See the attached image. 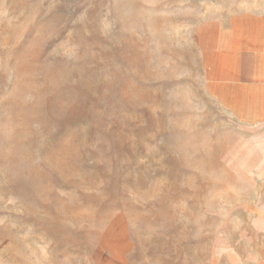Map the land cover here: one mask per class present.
<instances>
[{
  "label": "rangeland",
  "instance_id": "1",
  "mask_svg": "<svg viewBox=\"0 0 264 264\" xmlns=\"http://www.w3.org/2000/svg\"><path fill=\"white\" fill-rule=\"evenodd\" d=\"M244 10L0 0V264H264V120L196 40Z\"/></svg>",
  "mask_w": 264,
  "mask_h": 264
},
{
  "label": "crops",
  "instance_id": "2",
  "mask_svg": "<svg viewBox=\"0 0 264 264\" xmlns=\"http://www.w3.org/2000/svg\"><path fill=\"white\" fill-rule=\"evenodd\" d=\"M196 35L208 89L239 119L264 120V11L210 20Z\"/></svg>",
  "mask_w": 264,
  "mask_h": 264
}]
</instances>
